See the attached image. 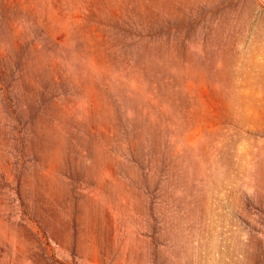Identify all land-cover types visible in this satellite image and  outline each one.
Returning a JSON list of instances; mask_svg holds the SVG:
<instances>
[{
  "label": "rangeland",
  "instance_id": "rangeland-1",
  "mask_svg": "<svg viewBox=\"0 0 264 264\" xmlns=\"http://www.w3.org/2000/svg\"><path fill=\"white\" fill-rule=\"evenodd\" d=\"M0 264H264V0H0Z\"/></svg>",
  "mask_w": 264,
  "mask_h": 264
}]
</instances>
